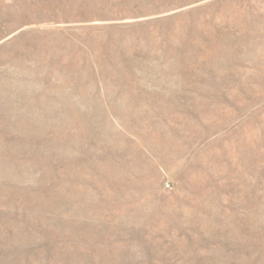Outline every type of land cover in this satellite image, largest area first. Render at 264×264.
Returning <instances> with one entry per match:
<instances>
[{
	"label": "rangeland",
	"instance_id": "374dc122",
	"mask_svg": "<svg viewBox=\"0 0 264 264\" xmlns=\"http://www.w3.org/2000/svg\"><path fill=\"white\" fill-rule=\"evenodd\" d=\"M0 264H264V0H0Z\"/></svg>",
	"mask_w": 264,
	"mask_h": 264
}]
</instances>
